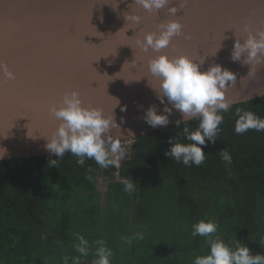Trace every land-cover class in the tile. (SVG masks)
<instances>
[{
	"label": "trees",
	"instance_id": "1",
	"mask_svg": "<svg viewBox=\"0 0 264 264\" xmlns=\"http://www.w3.org/2000/svg\"><path fill=\"white\" fill-rule=\"evenodd\" d=\"M236 108L264 118V97L224 113L215 143L201 146L200 166L164 155L169 138L190 143L177 135L183 123L139 136L119 167L103 169L92 159L81 166L70 152L57 167L49 164L53 154L0 161V264H64L65 256L68 264H93L100 240L114 253L111 264H193L208 253L204 238L191 235L200 220L215 222V236L230 247L240 242L264 254V132L236 134ZM187 123L190 131L198 126ZM124 178L135 184L131 194ZM136 233L143 239L122 240ZM77 234L89 243L87 257L75 249Z\"/></svg>",
	"mask_w": 264,
	"mask_h": 264
},
{
	"label": "water",
	"instance_id": "2",
	"mask_svg": "<svg viewBox=\"0 0 264 264\" xmlns=\"http://www.w3.org/2000/svg\"><path fill=\"white\" fill-rule=\"evenodd\" d=\"M171 6L178 8L175 15L167 7L149 13L133 0H0V62L16 77L0 78V147L7 149L0 161L51 155L46 137L59 121L50 117L49 107L59 106L73 90L82 106L106 115L118 100L114 117L124 137L133 133L132 144L176 125L182 116L175 109L166 126L154 128L142 119L149 106L165 114L154 90L159 81L147 70L160 54L203 59L201 71L219 64L233 72L236 83L226 94L233 105L264 97V65L248 76L250 65L230 59L236 37L243 43L249 33L264 30V0H173ZM128 13L141 21L127 24ZM169 19L179 20L183 35L160 52L142 51L137 39L158 34V25ZM165 104L171 107L166 98Z\"/></svg>",
	"mask_w": 264,
	"mask_h": 264
},
{
	"label": "clouds",
	"instance_id": "3",
	"mask_svg": "<svg viewBox=\"0 0 264 264\" xmlns=\"http://www.w3.org/2000/svg\"><path fill=\"white\" fill-rule=\"evenodd\" d=\"M172 2L173 0H133V3L149 13H157L167 7L169 14L175 15L178 8L171 6ZM124 18L129 25H136L141 21V16L131 13ZM182 28L179 20L169 19L158 25V34L146 33L143 40L137 39L136 43L142 51L147 52L150 48L154 52H160L161 49L169 46L173 37L183 35ZM242 56L243 60H241ZM230 59L250 65L248 76H255L254 66L264 65V30L255 34L249 33L243 39V43L236 37ZM203 62L202 59L196 63L185 55L169 58L160 54L150 59L147 65L148 72L159 81L158 88L153 89L156 91L157 99L165 105L163 108L165 114H158L155 106H149L142 119L154 128L166 126L173 109L180 112L182 120L176 121V124L179 126L183 123L184 127L177 135H182L190 143H182L177 139L173 141V138H169L170 148L164 155L189 167L200 166L205 162L206 154L201 146L206 145V140L215 143L221 130L220 126L224 122V113L233 107V101L226 94L230 87L235 86L236 75L219 64H213L206 71H201L200 66ZM0 78L6 81L16 78L3 62H0ZM165 98L171 107L165 104ZM115 101L113 109L119 104L118 100ZM113 109L111 115H106L100 108L82 106L77 91L64 93L59 106L49 107L50 117L59 121L51 136L46 137L45 149L57 157L51 159L49 164L57 167L59 159H62L66 152H70L77 157L76 163L81 166L85 164L86 159H92L103 169L110 166L119 167V162L127 156L124 145L131 143L134 135L129 130L128 137L123 136L120 124L115 120ZM121 111H126V106H122ZM234 115L236 134H244L249 130L264 132V118L254 112L236 108ZM191 119L198 121L194 131H190L188 127L187 122ZM120 123H123V119ZM6 154L7 149L0 147V159ZM218 155L226 165H231L232 157L226 149L219 151ZM87 171L89 175L86 179L91 181L92 169L88 168ZM122 183L126 193L131 194L134 191L135 184L131 179L124 178ZM217 230L218 225L211 220H200L192 225L191 235L203 237L208 245V253L196 256L193 264H264V254L253 255L249 248L240 242H237L234 248L230 247L219 236H215ZM137 239H143V235L136 233L130 237H122L125 243ZM77 240L79 243L75 245L76 251L80 256H89L88 241L79 234ZM96 243L99 247L95 251L96 259L93 264H111L114 253L105 246L103 240ZM68 260L69 257L65 256L64 264H68Z\"/></svg>",
	"mask_w": 264,
	"mask_h": 264
},
{
	"label": "rangeland",
	"instance_id": "4",
	"mask_svg": "<svg viewBox=\"0 0 264 264\" xmlns=\"http://www.w3.org/2000/svg\"><path fill=\"white\" fill-rule=\"evenodd\" d=\"M100 189L103 191L105 190V183L103 181L100 183Z\"/></svg>",
	"mask_w": 264,
	"mask_h": 264
},
{
	"label": "built area",
	"instance_id": "5",
	"mask_svg": "<svg viewBox=\"0 0 264 264\" xmlns=\"http://www.w3.org/2000/svg\"><path fill=\"white\" fill-rule=\"evenodd\" d=\"M131 146H132V142L124 145V147L126 148V150H128Z\"/></svg>",
	"mask_w": 264,
	"mask_h": 264
}]
</instances>
